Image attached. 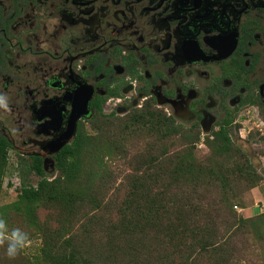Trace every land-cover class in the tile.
Masks as SVG:
<instances>
[{
    "label": "flooded vegetation",
    "instance_id": "1",
    "mask_svg": "<svg viewBox=\"0 0 264 264\" xmlns=\"http://www.w3.org/2000/svg\"><path fill=\"white\" fill-rule=\"evenodd\" d=\"M0 95V135L44 172L79 127L143 107L231 136L264 122V0H0Z\"/></svg>",
    "mask_w": 264,
    "mask_h": 264
},
{
    "label": "trees",
    "instance_id": "2",
    "mask_svg": "<svg viewBox=\"0 0 264 264\" xmlns=\"http://www.w3.org/2000/svg\"><path fill=\"white\" fill-rule=\"evenodd\" d=\"M97 122L58 151L52 177L37 157L16 159L38 178L20 180L0 217L40 245L31 258L21 250L14 259L0 245V264H232L241 259L236 237L264 244V211L244 217L233 209L261 176L230 134L205 135L199 158L200 131L160 110ZM9 148L0 135V186ZM113 157L127 171L113 169Z\"/></svg>",
    "mask_w": 264,
    "mask_h": 264
},
{
    "label": "rangeland",
    "instance_id": "3",
    "mask_svg": "<svg viewBox=\"0 0 264 264\" xmlns=\"http://www.w3.org/2000/svg\"><path fill=\"white\" fill-rule=\"evenodd\" d=\"M257 119L253 117V114H249L242 123L239 124V128L233 129L231 138L237 145L246 152L249 160L256 166L261 179L257 186L246 190L242 196V203L233 205V209L244 217L255 216L264 211V130H258L255 127ZM179 125V124H178ZM253 133L256 135V139L245 142L248 134ZM204 134H200V139L195 143V152L197 157H203L207 154V149L203 146L202 138ZM134 140L133 143H137ZM112 161L114 163H112ZM109 163L113 169L120 168L121 173L127 171V167L118 159L113 157ZM25 170L18 168L16 162V155L12 150L8 151V166L6 168L2 183L0 186V204L8 203L15 198V187L19 185L20 180H26L29 183L35 185L37 176L31 173H25ZM47 177H52L55 174V170L51 168L45 172ZM116 180H119L117 178ZM10 182V184H8ZM40 215H44V211L39 212ZM235 242L238 247L235 254L241 259L238 262L232 264H264V249H262L263 243H259L255 236L247 234V243L242 236L235 238ZM232 243V242H231ZM233 244V243H232ZM39 239L31 240V244L22 249L28 257H32L37 252L39 246ZM233 246V245H232ZM242 248H246L243 253ZM2 249V247L0 248ZM19 254V253H18ZM18 254L15 258H18ZM14 259V258H13Z\"/></svg>",
    "mask_w": 264,
    "mask_h": 264
},
{
    "label": "clouds",
    "instance_id": "4",
    "mask_svg": "<svg viewBox=\"0 0 264 264\" xmlns=\"http://www.w3.org/2000/svg\"><path fill=\"white\" fill-rule=\"evenodd\" d=\"M7 98L0 95V107L7 108ZM31 244L29 234L20 228L8 229L6 221L0 217V245H4V254L13 259L24 248Z\"/></svg>",
    "mask_w": 264,
    "mask_h": 264
},
{
    "label": "water",
    "instance_id": "5",
    "mask_svg": "<svg viewBox=\"0 0 264 264\" xmlns=\"http://www.w3.org/2000/svg\"><path fill=\"white\" fill-rule=\"evenodd\" d=\"M79 115H80V113L76 112L73 116H71V120L75 123V121L79 117ZM73 132H74V125H72V128L70 127V129H69L67 134H65L61 138L59 137L57 140L51 142L52 143L51 149H54L55 151H57L65 143V141L62 140V139L69 138L72 135Z\"/></svg>",
    "mask_w": 264,
    "mask_h": 264
},
{
    "label": "built area",
    "instance_id": "6",
    "mask_svg": "<svg viewBox=\"0 0 264 264\" xmlns=\"http://www.w3.org/2000/svg\"><path fill=\"white\" fill-rule=\"evenodd\" d=\"M254 118H256L257 119V122H255V127L258 129V130H262V129H264V122L260 119V118H258V117H254Z\"/></svg>",
    "mask_w": 264,
    "mask_h": 264
}]
</instances>
